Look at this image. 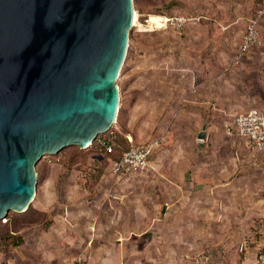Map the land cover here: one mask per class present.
Returning a JSON list of instances; mask_svg holds the SVG:
<instances>
[{
	"label": "crops",
	"instance_id": "obj_1",
	"mask_svg": "<svg viewBox=\"0 0 264 264\" xmlns=\"http://www.w3.org/2000/svg\"><path fill=\"white\" fill-rule=\"evenodd\" d=\"M190 4L195 13L184 10L189 19L165 36V60L135 42L122 65L116 133L127 145L158 141L149 168L116 175L108 157L64 187L45 180L50 194L38 207L49 222L34 224L33 241L14 247L24 264H256L264 164L225 125L253 106L264 111V12L262 46L234 62L246 20L264 0ZM195 252L210 261L194 262Z\"/></svg>",
	"mask_w": 264,
	"mask_h": 264
},
{
	"label": "water",
	"instance_id": "obj_2",
	"mask_svg": "<svg viewBox=\"0 0 264 264\" xmlns=\"http://www.w3.org/2000/svg\"><path fill=\"white\" fill-rule=\"evenodd\" d=\"M133 10V0H0V219L30 206L43 154L88 147L116 121Z\"/></svg>",
	"mask_w": 264,
	"mask_h": 264
},
{
	"label": "rangeland",
	"instance_id": "obj_3",
	"mask_svg": "<svg viewBox=\"0 0 264 264\" xmlns=\"http://www.w3.org/2000/svg\"><path fill=\"white\" fill-rule=\"evenodd\" d=\"M190 2L193 3L194 0H133L134 11L136 10L138 13L136 15L134 12L135 23L140 22L142 24H140V26L136 24L131 27L126 55L129 54L130 47L137 42L139 49L155 51V53H157V60H165V36L171 37L178 28L171 25H168L167 27L164 25L160 26L164 22V18H162L161 15H183L184 10L195 13ZM189 7L190 10L188 9ZM146 19H148V22H146ZM152 23H156L158 26H155L154 24L152 26ZM119 82L120 75L116 80L117 84H119ZM235 115L236 113L226 123L225 128L232 124ZM115 124L116 121L110 126V128L114 129ZM91 161L107 162L108 156L97 149L94 145L81 148L76 144H69L62 147L56 153H45L40 157L36 162V171H38V168H43V163L45 164V167L42 169V172L37 173V190L34 199L29 206V210L21 212L10 210L7 216L0 219V264H24L23 260L19 258L18 249H15L10 244L13 239L6 237L5 235H7L9 231H17L23 224L37 220L43 215L38 207V201L41 196H45L46 192L48 196L50 194L49 186L46 192L42 189L44 181L47 179H53L50 183H54V179H57V182L61 184L59 188L64 187L62 183H65V181L68 180V177L72 178L76 175L75 177L79 178L82 176L84 174L83 169L86 164ZM249 161L251 164H257V161L253 159L252 154L249 156ZM65 167L69 168V170ZM64 189L65 188H61L58 192L60 191L62 194ZM32 252L30 251L31 257L35 256Z\"/></svg>",
	"mask_w": 264,
	"mask_h": 264
},
{
	"label": "built area",
	"instance_id": "obj_4",
	"mask_svg": "<svg viewBox=\"0 0 264 264\" xmlns=\"http://www.w3.org/2000/svg\"><path fill=\"white\" fill-rule=\"evenodd\" d=\"M263 12L264 5L258 9L254 16L246 20L245 28L234 56L235 63H240L242 57L251 49L262 46L263 41L258 28V20ZM188 19L189 17L184 14L178 16L165 15V20L160 26L164 25L167 27L168 25H171L180 28ZM146 22H148V19H146ZM136 24L140 26L142 23H133V25ZM153 24L158 26L156 23H152V26ZM226 131L227 133H236L244 137L247 145L257 153L260 161L264 164V111L253 106L246 111L239 112L235 115L232 124L227 126ZM114 132L115 131L110 128L107 131L98 134L95 138L97 143L107 152L113 151V145L111 142L107 141V139L112 137ZM157 144L158 141L149 144H130L122 151L119 157H109L110 171L116 175L143 173L151 164V156ZM245 246L246 241L242 240L239 249L243 250ZM188 256L196 263H208L210 261L209 255L202 252H195ZM256 264H264V247L257 256Z\"/></svg>",
	"mask_w": 264,
	"mask_h": 264
},
{
	"label": "trees",
	"instance_id": "obj_5",
	"mask_svg": "<svg viewBox=\"0 0 264 264\" xmlns=\"http://www.w3.org/2000/svg\"><path fill=\"white\" fill-rule=\"evenodd\" d=\"M135 14L137 15L138 13L135 10ZM161 17H165V15H161ZM123 70V66L120 70V74L122 73ZM119 113H120V108H119ZM119 113L117 115V118L119 116ZM117 121V120H116ZM113 129V128H112ZM114 135L112 137H110L109 139H107V141L111 142L113 145V151L112 152H107L101 145H99L96 141V139H94V141L91 143V145H94L97 149H99L100 151H102L104 154H106V156L108 157H112V158H117L120 156V154L122 153V151L124 149H126L131 143H129L128 145L125 144L120 137H118L116 131V127L113 129ZM114 153V154H113ZM66 169L69 170V168L65 167ZM29 210V207L26 209ZM49 222L48 218L45 215H42L39 219L34 220L32 222H28L23 224L17 231L13 232V231H9V233L7 235H5L6 237H10L11 239H13V241L10 243L11 246L15 247L19 244H29L33 241L34 236L36 235V231L33 229V225L39 223V228H45L46 224ZM1 238V236H0Z\"/></svg>",
	"mask_w": 264,
	"mask_h": 264
},
{
	"label": "bare ground",
	"instance_id": "obj_6",
	"mask_svg": "<svg viewBox=\"0 0 264 264\" xmlns=\"http://www.w3.org/2000/svg\"><path fill=\"white\" fill-rule=\"evenodd\" d=\"M134 10H133V19H132V21H133V23H135V19H134ZM162 18H164L163 20H165V17H162ZM152 27V26H151Z\"/></svg>",
	"mask_w": 264,
	"mask_h": 264
}]
</instances>
